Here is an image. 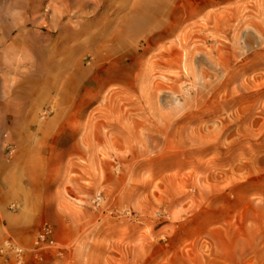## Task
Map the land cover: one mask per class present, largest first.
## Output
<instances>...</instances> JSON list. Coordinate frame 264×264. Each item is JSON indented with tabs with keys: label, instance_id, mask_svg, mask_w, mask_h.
Instances as JSON below:
<instances>
[{
	"label": "rangeland",
	"instance_id": "rangeland-1",
	"mask_svg": "<svg viewBox=\"0 0 264 264\" xmlns=\"http://www.w3.org/2000/svg\"><path fill=\"white\" fill-rule=\"evenodd\" d=\"M78 2L0 0V264H264V0Z\"/></svg>",
	"mask_w": 264,
	"mask_h": 264
},
{
	"label": "bare ground",
	"instance_id": "bare-ground-1",
	"mask_svg": "<svg viewBox=\"0 0 264 264\" xmlns=\"http://www.w3.org/2000/svg\"><path fill=\"white\" fill-rule=\"evenodd\" d=\"M47 19L52 23V20L54 18L53 14L48 12L47 13ZM147 18V15L146 13L144 12V14L142 15V20H138L136 22H133L129 27H128V32L129 33H134L136 31H141V30H144L145 28L148 27V25L150 24L149 20L146 19ZM147 20V21H146ZM50 24L48 25H43V28H48ZM50 28V31L51 32L53 30L54 27H49ZM175 28L173 27H166L163 31V38H167L172 31H174ZM184 53L182 55H180L179 57H175L174 60L176 62L178 61H183L184 62V67L186 68L188 66V63H190L191 61H193V58H192V53L188 52L187 49L185 48H182ZM165 55L163 54L162 57H164ZM174 56V55H173ZM199 55H196L194 56V60L198 58ZM170 100H169V104L171 106H174L175 109H181L184 107V104H182L176 97H175V94L174 93H170Z\"/></svg>",
	"mask_w": 264,
	"mask_h": 264
},
{
	"label": "built area",
	"instance_id": "built-area-1",
	"mask_svg": "<svg viewBox=\"0 0 264 264\" xmlns=\"http://www.w3.org/2000/svg\"><path fill=\"white\" fill-rule=\"evenodd\" d=\"M54 245V239H53V227L52 225L46 223L43 225L41 231L39 232L36 241L35 246L38 249L46 248V247H52ZM16 256L18 260L22 259V250L15 248Z\"/></svg>",
	"mask_w": 264,
	"mask_h": 264
},
{
	"label": "crops",
	"instance_id": "crops-1",
	"mask_svg": "<svg viewBox=\"0 0 264 264\" xmlns=\"http://www.w3.org/2000/svg\"><path fill=\"white\" fill-rule=\"evenodd\" d=\"M94 1L95 0H79L78 3H74V4H95Z\"/></svg>",
	"mask_w": 264,
	"mask_h": 264
}]
</instances>
